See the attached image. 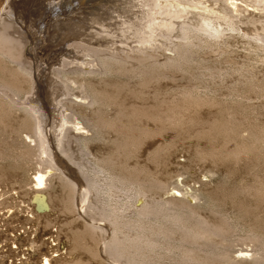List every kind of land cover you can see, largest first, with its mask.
Returning a JSON list of instances; mask_svg holds the SVG:
<instances>
[{"label":"rangeland","instance_id":"obj_1","mask_svg":"<svg viewBox=\"0 0 264 264\" xmlns=\"http://www.w3.org/2000/svg\"><path fill=\"white\" fill-rule=\"evenodd\" d=\"M78 1L73 0L74 4ZM85 1L80 2L82 8L87 5ZM96 1L89 0L93 9L75 15L76 22L86 29L92 24V29L97 26L100 30L92 32L105 37L111 36L100 32L102 29L115 30L140 9L135 0H127L124 9L119 5L123 17L114 13L110 19ZM28 8L35 7L30 4ZM9 9L2 12L13 17L16 11L14 19L31 32L26 57L30 60L32 56L36 70L34 50L39 45L29 28L30 16L26 25L19 20L22 13L18 8L10 9L13 13ZM226 29L225 39H217L193 28L192 42L183 46L188 47L190 55H178L174 64L146 62L119 68L109 57L97 56L95 62L104 68L98 71L91 62L93 56L79 51L68 54L61 46L56 49L67 54L71 67L83 70L63 74L70 92L83 93L86 86L96 100L93 105L77 102L87 132L77 137L80 150L73 153L71 161L87 178L92 203L117 214L120 222L117 226L109 217L102 218L97 224L105 229H94L81 218L65 216L63 209L50 201L52 194L62 189L49 176L46 186L51 203L47 215L52 221L40 227L44 233L51 232L54 239L46 247L53 256L52 264L60 259L75 261L79 256L80 264H116L100 254L105 241L108 249L112 247L108 228L124 237V260L131 256L134 264H264V259L256 260L257 253L264 254V42L244 35L238 27ZM215 44L223 48L217 56L212 54ZM164 52L175 55L169 50ZM0 62V79L7 80L16 62L6 57H0ZM35 77H31L32 89L21 91L19 98L0 91L4 94L0 95V220L8 216L13 221L11 226L0 223V250L8 252L13 240L18 245L14 247L16 252L0 257V264H17L23 257L22 250L28 247L29 236L36 232L34 222L21 221L27 211L37 207L35 192L31 191L34 175L39 170L55 172L48 170L40 141L29 127L35 123L33 109L43 113L34 94L38 91L36 84L47 105L53 95L52 91L47 93L38 70ZM71 93L69 98L74 100ZM59 98L61 92H56L55 105L60 109L59 101L66 107L69 98ZM27 105L34 107L29 110ZM49 110L52 120H60L51 107ZM72 118L76 119L75 115ZM68 123L66 128L73 126ZM145 194L146 199H142ZM15 232L22 236L14 238ZM38 257L36 264H42L43 258Z\"/></svg>","mask_w":264,"mask_h":264},{"label":"bare ground","instance_id":"obj_2","mask_svg":"<svg viewBox=\"0 0 264 264\" xmlns=\"http://www.w3.org/2000/svg\"><path fill=\"white\" fill-rule=\"evenodd\" d=\"M82 1L83 0H79L78 3L74 4L73 0H19L16 1V3L12 0H0V57H6L16 62L17 65L16 68H13L14 70L10 72L11 76L9 77L10 79L8 78L9 81H7L8 79L5 80L6 77L0 79V91H4L7 95L10 93V97L12 98H14V96L19 98L18 95L21 91L28 88L32 89L31 77L34 80L36 78L35 71L38 70V76L45 84L47 93L49 91L53 92V95L50 97V103L47 105L42 99L41 89L38 84H36L38 91H35L34 94L36 98H39V103L43 107V113L38 109V112L33 109L32 113L35 117V121L32 120L35 123L29 127L32 129L33 136H36L40 141L39 143L43 148L41 155L42 157H45L44 162H48L50 166V169L48 170L52 171L55 169V172L47 173L39 170L36 172V175H34L35 184L34 189L31 188V191L34 190L35 192L34 201L37 207H34V210L30 208L33 211H27V217L25 219L23 218L24 220L21 221L24 223L26 221V223L34 222L33 225L35 226L36 232L34 231L35 234L29 236V241L26 244L28 247L26 249L24 248V251L22 250L21 254L23 257H17V264H27V261L28 264H36V258L38 256L43 258L41 259V261H43L42 264H52L53 256H51V253H47L46 247H49L51 241L54 239L51 240V232L44 233L40 227L41 224L44 227H47L49 224L51 225L52 219L49 217L50 215H47V209L50 207L51 202L57 205L56 207L59 205L60 208L63 209L65 216L78 217V220L81 218V220L87 221L88 227L90 226V228L105 229L97 224L99 221H102V218L109 217L117 226L120 222L117 214L107 213L100 205H94V203H92L90 197H88V195L91 194V191L89 190L90 188L88 189L89 185L87 184V178L82 176L71 161L73 153L80 150L77 137L83 131L87 132L86 126L80 121L79 114L82 111L78 108L79 104L77 102L86 101L87 104L93 105L96 100L90 94L89 90H87L86 86H83V93H81V91L73 94L70 92L67 83L63 80V74L83 70L78 67H71V62L67 60L66 53L69 54L72 51H79L84 55L93 56L94 59L91 60V62L97 67L98 71H103L104 68L98 66L99 63L95 62L97 56H103V58L106 56L109 57L111 62L115 63L116 67L118 66L119 68L135 67L146 62H154V64L155 62L158 64H174L175 58L178 55H180L181 58H186L190 55V52L188 51L189 49L186 50L188 47H184L186 49H183V46L192 42L191 34L193 28H195V31H202L211 37L221 39L228 34L226 28L238 27L244 32V35L264 42V0H135V3L140 7L139 13L133 11L132 15L128 16L127 20L129 22L122 21L121 19L122 22L120 23V26L115 30L105 28L100 31L105 34L109 33L107 35L111 37H105L93 33L92 31L94 29L100 30L97 26L92 29L91 27H94L93 24L90 28L86 29L84 28V24H81L78 20L76 22L77 16L75 15H84L86 11H91L93 9L89 0L85 1L87 5H83L86 7L82 8V5H80V2ZM105 1L109 2L106 3ZM126 1L127 0H98L96 3H99L100 6L107 11L108 16L111 14L113 16L114 13L116 15L124 14L121 8L124 9L126 7L124 4ZM26 2L27 4L29 3V5H27ZM21 4H23L22 8H20ZM30 4L31 7L32 5L35 7L33 10L28 8ZM112 6H115V8H112ZM9 8L13 9V11L16 10L15 8H18L17 10L20 8L19 12L23 15L19 13V20H23L25 24L28 23L26 21H29L30 19V24L32 25L31 28L28 24L30 26V31H34V40L39 45L37 49L35 48L36 50H34L35 58L38 59L36 62V70L32 56L28 53L29 57L31 56L30 60L26 57L27 52L25 46L29 39V33L31 32L27 31V26L25 27V25L19 23L17 19H14L16 11L14 15L12 14L13 17L2 12ZM10 9L9 13H13ZM80 9L85 10L81 11ZM27 13H32V15ZM28 16H30L29 19ZM121 16L123 17V15ZM124 16L127 18L126 15ZM53 19L55 21L51 23V20ZM110 19L112 18L110 17ZM71 38H74L75 40L70 43L69 40ZM237 40L238 38H236L234 42H237ZM31 41L33 42L32 39ZM85 41L90 42V45H85ZM92 41H95L97 44L93 45L91 43ZM99 41H106L107 43L102 45ZM65 45L66 47H64ZM60 46L67 52H58L56 49ZM80 47H86L90 52L87 50L83 51ZM164 50L175 52V55H167ZM212 50V54L217 56L223 51V48L218 45L216 46L215 44L212 46ZM73 61L79 63L81 59H73ZM73 65H75V63H73ZM91 67H93V65H91ZM42 73L44 74L43 76ZM48 77H50L51 82L48 80ZM48 81L50 82L51 87H49L50 84ZM55 86L56 88L53 90V87ZM56 92H61V98H59V100H62V97L69 98L70 93L75 99L72 100L69 98L66 107H62L61 103L57 101L58 104H60L59 109L55 105L56 99L54 100ZM0 95L4 94L0 93ZM25 101H23V103ZM27 102H29V100ZM29 106L31 107L32 105ZM30 107H28L29 110L31 109ZM33 107L34 106H32V108ZM49 107L52 108V113L60 118V120L58 119L56 121L54 118L53 125V117L51 118L52 114ZM68 111L73 117L75 115L76 119L74 118L73 120L72 116L67 113ZM68 122H71L73 126L66 128L65 124L67 123V125H69ZM92 123L93 122H91V124ZM28 136L30 137V135ZM49 176L53 177L54 180L60 184V188L62 189L60 193L52 194V197H50L49 193L47 196L48 189L46 184ZM48 197L51 198V202ZM146 197L147 194L143 195L142 199H146ZM145 210L146 208L143 206L142 212H145ZM8 214L10 215L9 212ZM7 218L8 216L1 217V226H3L4 223L7 224L6 226H11L13 221L8 220L9 218ZM212 227L210 226V228ZM23 231L24 229L22 232ZM106 231L107 234L111 236V239L109 238L110 241H108L112 247L111 249H108L110 246L107 247L105 241L100 254L107 259L113 260L116 264H134V260L130 258L131 256L129 258L125 256L127 259L124 260V237L122 239V236L115 234L114 230L110 228L106 229ZM200 231L202 232L203 230L200 229ZM0 232L3 231L0 230ZM208 232L207 234L205 232V235H208ZM13 234L14 233H12V235ZM114 234L117 236H114ZM201 234L203 235V233ZM18 235L22 236L21 233L16 234V232L13 236L16 238ZM24 238L26 239L27 237ZM14 243H16L15 240L10 243V246L8 247L9 251L7 250L8 252H3V249L0 250V257H6L11 255V253L13 254V252H16L17 250H15L14 247H18V245H16L17 243ZM242 252L247 254L246 251ZM126 254L128 255V253ZM80 257L81 256H79V258ZM79 258L75 261L60 259L58 260V264H80L82 259L80 258V260ZM263 259L264 254H261L260 252L257 253V262L263 261ZM85 264H87V262Z\"/></svg>","mask_w":264,"mask_h":264}]
</instances>
